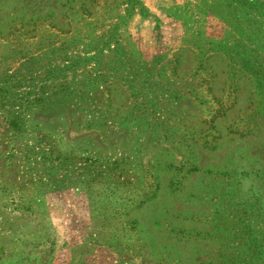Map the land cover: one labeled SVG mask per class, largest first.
<instances>
[{"label": "rangeland", "instance_id": "1", "mask_svg": "<svg viewBox=\"0 0 264 264\" xmlns=\"http://www.w3.org/2000/svg\"><path fill=\"white\" fill-rule=\"evenodd\" d=\"M0 264H264V0H0Z\"/></svg>", "mask_w": 264, "mask_h": 264}]
</instances>
